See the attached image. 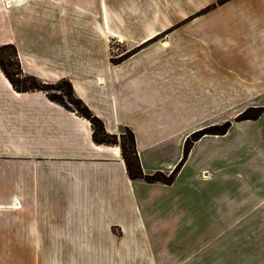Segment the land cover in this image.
<instances>
[{
	"label": "crops",
	"instance_id": "0c3cea01",
	"mask_svg": "<svg viewBox=\"0 0 264 264\" xmlns=\"http://www.w3.org/2000/svg\"><path fill=\"white\" fill-rule=\"evenodd\" d=\"M217 1L0 0V47L24 75L68 81L108 134L129 129L144 174L169 175L193 133L231 122L172 184L131 180L119 145L0 69V264L23 247H53L52 264H264V112L234 121L264 108V0L195 15Z\"/></svg>",
	"mask_w": 264,
	"mask_h": 264
},
{
	"label": "trees",
	"instance_id": "16d2710c",
	"mask_svg": "<svg viewBox=\"0 0 264 264\" xmlns=\"http://www.w3.org/2000/svg\"><path fill=\"white\" fill-rule=\"evenodd\" d=\"M221 2H226L228 0H220ZM7 49L12 50L13 52V59H15L14 63L12 64L15 68V76H17L18 80H15L14 77L10 74L9 70L5 67L2 61H0V69L4 72L3 74L5 77L10 81L12 84V87L17 92H26V91H42L46 94L47 98L51 100L52 102H55L57 104H60L64 106L66 110L75 112L77 115L81 116V118L86 119L91 124L92 129V138L95 143L98 145H119L121 150V155L124 160V165L126 167V171L131 178V180H142L143 182L153 184V183H162L166 185L172 184L174 182L175 177L181 167L182 164H184L187 160L188 153L193 147L194 143L199 140L201 137H204L206 135H224L230 128L231 123L225 122L223 125H215L210 126L205 129H201L193 133L184 143V147L182 150V157L180 162L175 166L173 171L166 175L162 172H155L152 175L144 174L141 167H140V161L138 159L136 150H135V140L133 133L125 128L123 130V133L119 136L121 142H118V137L115 135L108 134L105 131L104 124L100 119H98L97 116H95L90 109L79 99L74 95V90L72 88V85L65 80L60 81L57 84H47L42 83L39 80L30 77L29 75H24L22 72V69L20 67L19 62L17 61V53L13 46L6 45L0 47V52H3ZM65 85L67 92L65 93V97L67 100L74 105V109H70L69 106L65 105L63 100L55 99L47 94V91L49 90H56L59 88V85ZM59 90V89H58ZM264 112V108H249L245 110L242 114L239 116L237 115L235 117V121L242 122L247 120H256L262 113ZM124 134L127 135L126 139L124 138Z\"/></svg>",
	"mask_w": 264,
	"mask_h": 264
},
{
	"label": "rangeland",
	"instance_id": "374dc122",
	"mask_svg": "<svg viewBox=\"0 0 264 264\" xmlns=\"http://www.w3.org/2000/svg\"><path fill=\"white\" fill-rule=\"evenodd\" d=\"M228 1H226V2H228ZM226 2H221L220 0H218L217 2H215L214 4L209 6L208 8L202 9L200 12L195 13V15H200V14L202 15L205 11L207 12L208 10L215 9L218 5L224 4ZM238 6H240L239 3H238ZM194 17H196V16H194ZM194 17H186L182 21L178 22L177 25H184V24L189 25V24H191L192 20H194L193 19ZM112 52L113 53H120L121 49L118 45H114L112 47ZM13 60L15 61V59H13L12 50L7 49L3 52H0V61L3 62V64L9 70L10 74L14 77V79L18 80L20 78L15 76L16 71L12 65L14 63ZM113 61H118V60L113 59ZM58 89L49 90V91H47V94L49 96L55 98V99L63 100L65 105L69 106L70 109H74V105H72L67 100V98L64 96L65 93L67 92L65 85H63V84L59 85ZM234 121H235V118H234ZM227 122H230V121H227ZM122 133H123V131H122ZM126 137H127V135L124 134L125 139H126ZM118 142L119 143L121 142L119 137H118ZM11 222L12 223H26V225H28V226H30V225H39V226H43V227L53 226V228H54V218H51V217H43V216L29 217V216L12 215ZM52 248L53 247H47V248H43V247L42 248H32V247L25 248V247H23V248H10L9 250H10V257L11 256H16L15 258H17L18 256L23 257V261H20L17 264H52V256H53L52 255ZM11 262L12 261L10 260V264H12Z\"/></svg>",
	"mask_w": 264,
	"mask_h": 264
},
{
	"label": "bare ground",
	"instance_id": "6f19581e",
	"mask_svg": "<svg viewBox=\"0 0 264 264\" xmlns=\"http://www.w3.org/2000/svg\"><path fill=\"white\" fill-rule=\"evenodd\" d=\"M14 204H17V203H14ZM17 206H19V205H17ZM18 208V207H17Z\"/></svg>",
	"mask_w": 264,
	"mask_h": 264
}]
</instances>
